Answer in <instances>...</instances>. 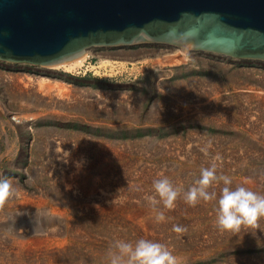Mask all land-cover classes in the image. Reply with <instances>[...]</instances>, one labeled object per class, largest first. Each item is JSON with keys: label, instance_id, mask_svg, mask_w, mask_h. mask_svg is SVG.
Returning <instances> with one entry per match:
<instances>
[{"label": "rangeland", "instance_id": "1", "mask_svg": "<svg viewBox=\"0 0 264 264\" xmlns=\"http://www.w3.org/2000/svg\"><path fill=\"white\" fill-rule=\"evenodd\" d=\"M107 49H90L72 72L0 62V102L9 111L0 105V177L17 190L0 209V264H109L114 241L140 238L166 244L182 264H264V231H219L215 201L190 207L181 196L157 224L145 199L155 179L186 190L213 163L233 188L264 194V63L148 44L109 49L160 54L121 65L102 62ZM38 75L59 92L35 108L32 86L19 91L16 80ZM83 172L96 186L82 184ZM22 220L27 234L19 236ZM50 226L64 246L20 253V241Z\"/></svg>", "mask_w": 264, "mask_h": 264}, {"label": "water", "instance_id": "2", "mask_svg": "<svg viewBox=\"0 0 264 264\" xmlns=\"http://www.w3.org/2000/svg\"><path fill=\"white\" fill-rule=\"evenodd\" d=\"M147 44L264 63V0H0V62Z\"/></svg>", "mask_w": 264, "mask_h": 264}, {"label": "clouds", "instance_id": "3", "mask_svg": "<svg viewBox=\"0 0 264 264\" xmlns=\"http://www.w3.org/2000/svg\"><path fill=\"white\" fill-rule=\"evenodd\" d=\"M219 159V157H217ZM228 175L217 174V165L200 169V175L186 190L175 186L167 177L162 176L152 183L153 194L146 196V202L154 212L157 224L166 222L164 210H173L179 198L190 207L201 201L216 202V227L221 232L239 234L242 230L253 234L261 228L264 221V194L251 190L244 185L232 187ZM222 184L219 195L215 186ZM17 195V190L8 178L0 177V209ZM172 231L179 236L187 232L181 225H173ZM109 264H182L166 244L151 239L140 238L133 242L116 240L108 251Z\"/></svg>", "mask_w": 264, "mask_h": 264}, {"label": "bare ground", "instance_id": "4", "mask_svg": "<svg viewBox=\"0 0 264 264\" xmlns=\"http://www.w3.org/2000/svg\"><path fill=\"white\" fill-rule=\"evenodd\" d=\"M148 45V44H147ZM106 48H108L107 50H106V52L104 53L105 54V59L103 58L102 59V62H104V63H118V64H126V62H129V61H133L134 59L136 60V59H142V60H146V59H149V57H153L154 58V56H156V55H160L159 53H157V52H155V51H140V50H138L139 52H130V51H119V50H111V51H108L109 49H111V47H106ZM117 48V47H116ZM103 49V48H102ZM176 49V51H177V54H184L183 56H186L187 55V53L188 52H185V51H182V50H180V49H178V48H175ZM88 55H89V51H87L84 55H82L81 57H79V58H77V59H75V60H72V61H69V62H65V63H61V64H57V65H53V66H46L45 68H48V69H55V68H58V67H63V69L65 68V70H66V72L67 71H76L81 65H83V63H84V61L86 60V58L88 57ZM179 57H181V56H179ZM156 58H158V57H156ZM174 58V57H173ZM172 60V59H171ZM176 60V59H175ZM179 61V60H178ZM135 62V61H134ZM26 78V79H25ZM24 79L26 80L25 82L23 81V79H19V80H16V81H19V82H21L22 83V85L21 86H19V84H17L16 83V86H17V90H19V91H22V90H24V88L23 87H26L27 85H31L32 86V88H31V92H34V95L36 96L35 97V99L34 100H36V104H35V108L37 107V106H39V104H42V103H47L46 101L47 100H49V99H51V98H53L54 96H56V95H58V90L56 91V93H52L51 91H48L47 89H45L44 88V85L42 84V80L44 79V77H42V76H40V75H38V76H36V78L35 79H37L38 81H36V82H34V83H32L31 81H30V79H29V76H26ZM4 79V78H3ZM7 80H9V77H8V79ZM3 81H6V80H3ZM11 81V80H10ZM1 82V81H0ZM14 84H15V82H14ZM13 86V85H12ZM43 91H45V92H43ZM24 92V91H23ZM30 92V93H31ZM28 95H29V93H28ZM257 95V94H256ZM45 96H47V97H45ZM19 97V96H18ZM23 97V96H22ZM255 97V96H254ZM20 98V102L23 100V99H21V97H19ZM12 99V98H11ZM15 100H17V98L15 99ZM19 101V100H18ZM38 101V102H37ZM34 104V103H33ZM0 105H1V108H2V110L4 111V112H9L8 110H7V108H6V106H5V104L3 103V101H1L0 102ZM12 119H15V116H12ZM63 159V158H62ZM61 161V160H60ZM96 162V161H95ZM82 167H84V166H82ZM91 168V167H90ZM94 168V167H93ZM84 169V168H83ZM103 169H104V167H103ZM87 170H89V168L87 169ZM96 171V170H95ZM84 173V172H83ZM96 177V176H95ZM94 177V175H92L91 173H89V172H87V173H84V174H82V176H81V181L83 182L82 184L83 185H87V186H89V183H94V186H96L95 184H96V181H97V179ZM99 177V176H98ZM101 177V176H100ZM100 180V179H99ZM98 180V181H99ZM71 182V181H70ZM70 182H68L67 184H65V192L67 193H69V188H67V187H69L70 185L69 184H71ZM82 185V186H83ZM87 186H86V188H87ZM90 187V186H89ZM93 187V186H92ZM86 188H85V190H86ZM99 188H101V187H99ZM89 188H87V191H89L88 190ZM92 189V188H91ZM96 189V188H95ZM62 190V189H61ZM96 191V190H95ZM99 191V190H98ZM64 192V193H65ZM97 192V191H96ZM75 193V192H74ZM99 193H101L102 194V192H101V189H100V192ZM90 193H88L87 192V195H89ZM76 195V194H75ZM91 195V194H90ZM94 195H95V193H94ZM91 196H93V195H91ZM90 196V197H91ZM101 197L103 196V195H100ZM104 197V196H103ZM90 200H91V198H90ZM101 200V199H100ZM95 201V200H94ZM94 201L92 202L91 201V203H89V204H92V203H94ZM107 201V200H106ZM105 201V202H106ZM96 202V201H95ZM100 203V202H99ZM101 203H103V202H101ZM18 204H20V203H18ZM23 205V204H22ZM85 208L88 206L86 203H85ZM26 206V205H25ZM81 208H82V206H80ZM95 207H98V205L96 204V206ZM17 208V207H16ZM84 208V209H85ZM88 208V207H87ZM90 208H91V205H90ZM90 208H89V210H90ZM106 208V207H105ZM52 209V208H51ZM55 209V208H54ZM57 209V208H56ZM94 209V208H93ZM99 209V208H98ZM97 209V210H98ZM101 209V208H100ZM99 209V210H100ZM108 209V208H107ZM18 210V209H17ZM82 210V209H81ZM27 211V210H26ZM91 211V210H90ZM94 211V210H93ZM149 211V210H148ZM21 212H23V211H21ZM53 212V211H52ZM58 212V211H57ZM66 212V211H65ZM68 212V211H67ZM88 212V211H87ZM97 212V211H96ZM139 212V211H138ZM171 212V211H170ZM20 213V212H19ZM24 213V212H23ZM69 213V212H68ZM148 213H150V212H148ZM154 213V212H153ZM61 214V213H60ZM66 214V213H65ZM70 214V213H69ZM97 214V213H96ZM53 215H54V213H53ZM64 214H62V216H63ZM28 216V215H27ZM26 216V217H27ZM59 216V215H58ZM24 218V217H23ZM56 218V217H55ZM64 218H65V216H64ZM19 219H21L20 217H19ZM18 219V220H19ZM62 219V218H61ZM69 219V218H68ZM26 220H28V218L26 219L25 218V222H27ZM23 221V220H22ZM61 221V220H60ZM68 221V220H67ZM56 223H58V222H56ZM67 223V222H66ZM54 224V223H53ZM59 225V224H58ZM62 225V224H61ZM66 225V224H65ZM144 225V224H143ZM148 225V224H147ZM49 226V225H48ZM151 226V225H150ZM26 227H27V225L24 223V221H23V223H21L20 224V226H18V228H16L17 229V232H18V234H19V236H24V235H26L27 234V232H26ZM35 227V226H34ZM51 227V228H50ZM50 227H46V228H44V229H42L40 232H38V233H36V234H34L36 237H32V238H29V240H25V241H20L18 244H19V246H17V247H19V249H20V253H21V251L24 249H30L31 248V250H32V248H35L36 246H41L42 247V249L44 248V249H46V251L48 250L47 248L51 245L52 247H56V249H59L60 247H62V246H64L63 245V243H64V238H65V236H64V238H62V237H59V235L60 234H62V233H60L61 231H59L58 229H56V227H54V226H50ZM146 227V226H145ZM21 228H22V230H21ZM28 228H30V227H28ZM60 228V227H59ZM67 228V227H66ZM65 228V229H66ZM40 229V228H39ZM64 229V230H65ZM30 230H32L33 232H36V231H34L33 229H30ZM35 230H38V229H35ZM77 230V229H76ZM66 231H67V229H66ZM65 231V232H66ZM32 233V232H31ZM28 234H29V232H28ZM65 234V233H64ZM66 234H67V232H66ZM78 234V233H77ZM30 235V234H29ZM87 235V234H86ZM18 236V237H19ZM67 236H69V235H67ZM26 237V236H25ZM88 237V236H87ZM82 238V237H81ZM16 239V238H15ZM22 239V238H21ZM68 239V238H67ZM66 240V239H65ZM78 240V239H77ZM27 241V242H26ZM69 240H67V242H68ZM16 247V248H17ZM66 247V246H65ZM65 247H64V249H65ZM18 249V250H19ZM37 250V249H36ZM50 250V249H49ZM48 250V251H49ZM27 251V250H26ZM38 251H40L39 249H38ZM45 251V250H44ZM50 251H52V252H54L53 250H50ZM64 251V250H63ZM23 252V251H22ZM32 252H34V251H32ZM75 252V251H74ZM27 253V252H26ZM31 253V252H30ZM44 253V252H43ZM49 253V252H48ZM59 253H61V252H59ZM65 253V252H64ZM36 254V253H35ZM45 254V253H44ZM66 254V253H65ZM71 254V253H70ZM37 255H38V253H37ZM59 255V254H58ZM28 256H30V255H28ZM68 256V255H67ZM66 256V257H67ZM102 256V255H101ZM104 256V255H103ZM37 257V256H36ZM54 257V256H53ZM60 257V256H59ZM58 257V258H59ZM104 257H106V256H104ZM103 257V258H104ZM55 258H57V257H55ZM61 258H63V257H61ZM108 258V257H107ZM66 259V258H65ZM58 260V259H57ZM70 260V259H69ZM98 260H101V259H98ZM97 260V261H98ZM53 261H54V259H53ZM64 261V260H63ZM68 261V260H67ZM66 261V262H67ZM71 261V260H70ZM107 261V260H106ZM49 262H52V260L51 259H49ZM55 262V261H54ZM59 262V261H58ZM102 262V261H101ZM56 263V262H55ZM68 263V262H67ZM51 264V263H50ZM66 264V263H65Z\"/></svg>", "mask_w": 264, "mask_h": 264}, {"label": "built area", "instance_id": "5", "mask_svg": "<svg viewBox=\"0 0 264 264\" xmlns=\"http://www.w3.org/2000/svg\"><path fill=\"white\" fill-rule=\"evenodd\" d=\"M92 61V60H91Z\"/></svg>", "mask_w": 264, "mask_h": 264}]
</instances>
